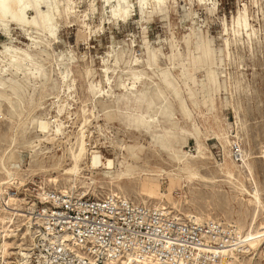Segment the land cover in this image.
<instances>
[{
	"label": "rangeland",
	"instance_id": "374dc122",
	"mask_svg": "<svg viewBox=\"0 0 264 264\" xmlns=\"http://www.w3.org/2000/svg\"><path fill=\"white\" fill-rule=\"evenodd\" d=\"M115 1L118 0L110 2L112 4ZM127 1L130 2V6L133 5L131 15L127 21L117 22L113 19L109 20L107 13L109 6L105 0H54V4L60 8H64L67 3L71 7L67 13L61 12V17H55L53 20L57 42H52L51 49H46V53L50 57L47 58V61H44L45 56L35 58L37 64L41 66V75L49 76V81L46 84L47 96L42 99L41 107L31 113V117L33 120L44 118L49 122L51 128L57 125V122L54 121L57 101L53 95H56L55 87L59 86L60 76L54 60L62 55L66 65L65 69L68 71V80L69 82L73 81L72 89L70 91L64 89V92L60 94V101L66 102L61 118L63 135L60 140H52V137H48L46 141L36 133L35 123H30V125L29 122L26 123L25 133L23 136H18L17 143L12 150L13 161H16L15 164L20 168L15 169L18 170L17 177H24L26 187L34 195L37 194L39 186L51 187L47 184L48 180L56 177L61 179V168L58 166L60 164H62L61 167L67 166V150L75 146L78 130L85 117L88 120L85 124V133L89 151H98L102 157L113 159L116 157L113 146H135L136 150L142 151L139 156L141 159L136 163L131 161L129 163L138 168L149 170L161 168L169 171L174 169L171 165L168 166L166 156L159 147L151 143L146 135L139 134L137 131L126 132L121 124L105 117L103 108L110 105L113 101L112 98L119 94L116 87L118 81L125 84L130 83L125 63L133 59L144 60L143 42L148 43V48L159 50V66L165 67L164 56L170 54L168 43L176 42L179 52L186 58L188 52L184 46V39L194 41L192 33L193 30H196L198 36L210 41L213 50L222 51L217 53V56L220 55L223 59L217 68V81L220 83V89L217 91L218 95L217 92L213 94L214 104L211 110H207L201 102L199 83L193 87L198 102L196 106L182 89L181 93L184 92L182 96L185 106L189 110V118L183 117L177 100H173L175 109L172 116L179 129L185 132H180V135L186 136L193 124L197 128H201L202 133L210 132L213 129L217 131L220 128H227L231 158L237 162L233 157L232 149L236 144L239 146L241 154L245 153L249 159L264 203V0H205L206 6H198L195 2L190 3L187 0H167L162 13L146 16L145 19L140 16L137 0ZM209 8L210 12L207 11ZM149 11L146 10V12ZM239 15L246 17L249 24L248 33L251 37H247L245 31L234 33L233 20ZM31 16V12L28 11L26 17L30 18ZM23 35L22 31L11 26V41H9L0 27V51L3 49V44L27 50L30 43L25 40ZM34 36L38 37L39 35L35 34ZM226 42L227 47H225ZM111 51L115 52L114 54L123 52V61L116 65L117 67L112 62ZM106 60V66L110 68V76L113 81L111 86L114 93L111 95L109 92L111 97H106L107 95L104 94L103 98H94L88 88L90 85L106 87L103 74L105 67L103 61ZM48 61L51 66L47 63ZM63 69L61 68L62 72L65 71ZM113 69L115 72L112 74ZM202 75V71H197L194 77L200 81ZM42 76L36 83H31L28 86L38 87L44 79ZM3 78L8 79L9 75L4 74ZM21 78L22 75H19L18 79ZM137 86L139 85L137 84ZM25 97L29 96L25 95ZM26 100L30 102L29 98ZM19 107V113H23V103H19ZM12 121L9 110L6 111V106L3 104L0 112V151L9 145ZM236 132H239V140L234 136ZM193 141L191 137L186 136V143L182 145V150L193 154L195 151ZM204 143L213 157V160L205 166L206 171L203 172L209 175L214 166L211 163L214 161L220 163L223 154L219 144L211 138H208ZM121 154H123L122 150L118 155L119 161H122ZM142 154L144 156H141ZM157 155H161V157H157ZM92 178L95 180L96 186H102V189H98L96 194H103L111 187L133 190L141 179L139 174H136L131 179V183L110 181L99 172L94 173ZM187 184L188 186L184 188H179L177 184L170 187L167 180L161 181L162 191L178 201L179 209L174 213L179 217H184V213L188 210L205 213L210 211L212 220L224 223H233L234 221L236 225L241 223L244 227L239 226L238 233L245 231L252 213L250 209H247V206L245 207L239 202L240 196H235L230 189L224 187L219 190L217 187L209 189L203 184L185 181V185ZM246 185L249 190L254 189L253 182L250 180L246 181ZM184 198L188 200V204H181ZM263 227L264 219L262 215H259L256 228ZM9 251L15 253L13 250ZM15 261L13 254L7 260L8 264H15ZM258 261L259 264H264V257L258 258Z\"/></svg>",
	"mask_w": 264,
	"mask_h": 264
},
{
	"label": "bare ground",
	"instance_id": "6f19581e",
	"mask_svg": "<svg viewBox=\"0 0 264 264\" xmlns=\"http://www.w3.org/2000/svg\"><path fill=\"white\" fill-rule=\"evenodd\" d=\"M110 1L114 0H105V3L109 6V11L107 12L109 20L113 19L117 22L127 21L131 15L133 5L130 6V2L127 0H118L114 3L112 2V4ZM166 1L137 0L140 16L145 19L146 16L162 13L165 9ZM187 1L190 3L195 2L198 6H206L205 0ZM53 4L54 0H0V27L5 37L11 41L10 27L14 26L16 30L24 33L25 40L30 43L27 46V50L14 48L10 44H3V49L0 51V112L2 111V105L5 104L6 111L9 110L13 120L9 145L0 151V264H8L7 260L12 254L15 255V264H25L28 256L26 251H29L30 242L33 240V230L29 228L31 223L28 216L23 215L20 220L21 224L14 225V219L18 213L15 214L7 209L8 206H13L17 203V199L10 194V188L12 186L22 187L25 185L24 177H17L18 170L15 169H18L19 166L15 164L16 161H13L14 154L12 150L17 143V138L19 135L23 136L25 133L24 127L28 122L29 125L30 123L36 124V133L40 137L45 138L46 141L48 137H52V140H60L63 135L61 118L66 102L60 101V94L64 92V89L70 91L73 81L69 82L68 80V71L65 69L66 65L62 55H59L54 60L60 76L59 86L55 87L56 95H53L57 101V110L54 116V121L57 122V125L51 128L49 122L44 118L33 120L31 117V113L41 107L42 99L47 96L48 88L46 84L49 81V76L41 75V66L35 60L45 56L46 59L44 61H47V58L50 57L46 53V49H51L53 46L52 42H57L56 27L53 25V20L55 17H61V12L67 13L71 7L68 3L65 4L64 8ZM147 9L150 11L146 12ZM28 11L32 14L30 18L26 17ZM207 11L210 12V8ZM248 27L249 24L245 16L239 15L233 20L234 33L245 31L246 36L251 37L250 33H248ZM195 31L193 30L192 33L194 41L184 39V46L188 52L186 58L179 52L176 42L168 43L170 54L164 56L165 67L159 66V50L148 48V43L143 42V49H145L144 60L133 59L125 63L130 83L125 84L122 81H118L116 87L119 90V94L112 98L113 101L110 105L103 108L105 117L110 121H116L121 124L126 132L137 131L139 134L146 135L151 143L159 147L166 156L168 166L171 165L174 169L169 171L161 168L149 170L147 168H138L129 163V161L136 163L141 159L139 156L142 151L140 149L136 150L135 146H113L114 155H116L113 159L102 157L98 151H89L85 133V124L88 120L85 117L82 126L78 130L75 146L67 150V166L61 167L62 164L58 166V168H61L60 175L62 178L50 179L47 184L51 186L49 189H54L64 194L77 193L81 197L95 194L94 197L98 199L116 197L131 201L134 204L161 208L176 219H178V214L174 213V211L179 209L178 201L162 191L161 181L167 180L170 187H174L177 184L179 188H184L188 186V184L185 185L186 181L187 183L196 182L203 184L209 189L215 187L218 190L222 187L230 189L235 196H240L239 202L245 207L247 206V209L251 210L252 215L245 231L242 233H238V229L239 226L244 227L243 224L239 223V225H236L234 221L233 223H226L233 226L235 234L239 237L240 247L224 251L221 264H259L258 258L264 257V253L260 250L264 243V227L256 228V221L259 215H262L264 219V203L247 155L245 153L244 155L242 154L237 162L231 158L227 128H220L217 131L213 129L210 132L205 131V133H202L201 128H197L194 124L191 125V130L187 132L186 136L194 140L195 151L193 154L184 152L182 145L186 143V136L180 134L185 132L179 129L172 116L175 109L173 100H177L183 117L189 118L190 114L183 100L182 94L184 92L181 93L182 89L196 106L198 102L195 98L196 94L193 87L199 83L201 86V102L207 110H211L213 107V94L220 89V83L217 81V68L218 64L223 62V59L220 55L217 56V53L222 51L218 50L216 52L213 50L210 41L198 36ZM35 34L39 36H34ZM227 46L226 42L225 47ZM110 53L115 66L123 61L122 51L116 54L112 51ZM103 62L105 64L103 74L106 87L90 85L88 91L94 95V98H103L104 94L107 95L106 97H111L114 93L111 86L113 81L110 76V68L106 66L107 60ZM47 63L51 66L49 61ZM61 68H64L63 70L65 71L62 72ZM197 71H202L203 74L200 81H197L194 77ZM114 72L115 69L111 71L112 74ZM4 74H8L9 78L4 79ZM19 75H22L21 79H18ZM41 76L44 79L38 87L28 86L31 83H36ZM109 92L111 95H109ZM25 95L29 96L27 98L30 99V102L26 100ZM59 102L61 103L59 104ZM19 103L24 105L23 113H19ZM240 126L242 128L241 124ZM234 136L239 140V132H236ZM234 136L231 137L234 138ZM208 138L219 144L223 158L220 163L217 161L212 162L211 164L214 165L213 171L206 175L203 173L206 171L205 166L209 164V161L213 160L212 153L204 143ZM120 149L123 151V154H121L122 161H119L118 156ZM141 156L144 155L142 154ZM157 157H161V155H157ZM96 172L104 175L110 181L131 183V179L136 174H139L141 179L133 190L121 187L113 189L111 187L103 194H96L98 189H102V186H96V182L92 178V175ZM249 180L254 185L252 190H249L246 185V181ZM46 194L45 186H39L35 197L40 202H43ZM181 202V204H188L186 198L182 199ZM183 216L187 220L194 222L213 219L210 211L205 213L203 211L188 210ZM27 241L29 244L26 243ZM9 250H13L15 253H11ZM138 262L139 264H156L153 261L146 260ZM132 263V259L122 262V264ZM178 264L183 263L180 262Z\"/></svg>",
	"mask_w": 264,
	"mask_h": 264
},
{
	"label": "built area",
	"instance_id": "2783aa9c",
	"mask_svg": "<svg viewBox=\"0 0 264 264\" xmlns=\"http://www.w3.org/2000/svg\"><path fill=\"white\" fill-rule=\"evenodd\" d=\"M241 156L235 144L233 157ZM26 186L10 188L17 203L7 207L18 213L14 225L23 215L31 223L25 264H221L222 253L239 246L232 225L221 221L176 219L157 207L49 188L40 202Z\"/></svg>",
	"mask_w": 264,
	"mask_h": 264
}]
</instances>
